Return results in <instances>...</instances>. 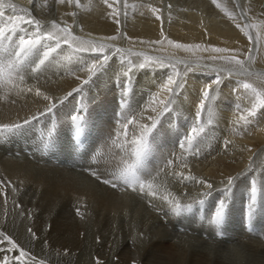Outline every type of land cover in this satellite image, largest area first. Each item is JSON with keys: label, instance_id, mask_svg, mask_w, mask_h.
<instances>
[{"label": "bare ground", "instance_id": "bare-ground-1", "mask_svg": "<svg viewBox=\"0 0 264 264\" xmlns=\"http://www.w3.org/2000/svg\"><path fill=\"white\" fill-rule=\"evenodd\" d=\"M16 2L5 3L12 7L6 14L3 12L0 26L10 28V17L24 15L23 21H38L43 26L42 32L45 35L52 32L55 39H42L39 48L21 62L14 55L19 37L26 35L27 38L35 29L33 25L15 19L16 31L6 32L11 40H4L0 49V126L21 127L0 135V140L25 131L47 137L57 131H69L74 124L80 127L86 123L101 124V129L97 128L94 134V147L99 149L97 165L87 170L118 173L135 160V142L140 140L144 127H151L155 120L157 128L145 137V141L146 147H154L158 155L149 166V178L143 179V186L158 171L162 174L164 198L170 200L168 202L187 203L183 210L189 206L198 207L199 200H207V206H216L226 197L227 215L237 217L234 219H238V223L241 222L238 214L241 210L257 221L264 217V116L256 119L250 112L227 106L228 96L233 95L238 101L246 98L251 110L256 97L250 89L243 88V83H249L261 92H264V85L252 83L248 77L245 80V75L236 71L229 73L218 64L216 66V63H222L221 59H212L234 55L243 60L248 72L255 67V77L263 74L264 63L251 64L250 61L255 55L256 39L260 41L264 36L261 25L254 34L246 31L249 34L246 38L240 35L242 28L233 27L234 23L246 26L240 19L212 23L188 13V27L193 25L196 29L187 30L189 32L185 34L183 30H174L175 36L165 38L159 21L155 20L148 25L139 21V27L129 23L125 35L118 37L116 22L109 25L107 21L95 22L84 16L82 28H74L71 18H52V10L49 5H44L45 2ZM3 3L4 0H0V5ZM254 17L252 14L250 19L256 20ZM53 22L56 28L52 27ZM64 27L76 37L75 41L63 42L65 34L60 29ZM203 33L210 36V40L205 39ZM57 40L61 43L60 48L40 64L43 52L54 47ZM145 41L155 46L148 53L151 58L161 55L156 58L157 62L143 56L147 53ZM201 41L207 43L202 45ZM177 44L191 47L177 48ZM100 45L105 46L104 55L109 56L103 67H100L102 57L98 59L90 51H75L77 46L89 49L96 46L98 49ZM214 48L228 51L214 52ZM132 51L136 54H128ZM114 53L121 54L122 58L112 57ZM189 54L208 57L206 59L215 62L214 67L202 69L207 74L211 71L221 74L217 75L221 83L228 80L227 84H233L228 89L226 84L213 83L217 76L205 74L207 78L202 81L192 84L189 79L191 83H183L181 76L186 65L194 63L188 60L191 59ZM259 54L255 57L258 61ZM164 56V61L171 65L160 63ZM28 59H33L30 68L34 71L24 66ZM93 63H97V68L90 71ZM141 63L145 64L143 69L138 67ZM160 64H166L167 72L157 68ZM130 65L134 69L130 76H125ZM173 65L182 66L180 73L173 71ZM169 76L176 81L169 86L174 89L171 92L165 88ZM229 77L241 80L231 82ZM258 78L255 79L258 81ZM205 90L210 94L207 98L203 96ZM201 102L202 109L199 107ZM116 106L117 120L108 115ZM73 116L78 117L75 122ZM193 128L197 131L192 132ZM188 135L193 136L191 143L187 140ZM167 146L171 149L169 154L173 155H169L171 159L177 158L178 162L183 158L191 159L174 169L179 173L177 176H171V164L164 166L165 162L162 163L163 157H167ZM0 151V264H264L262 222L259 234L249 237L234 221L226 231L225 242H218L213 240L212 230L194 225L193 221L191 226H185V221L178 224L168 214L163 200L143 199L148 205L144 203L143 208L140 207L142 211L144 209V215L138 218L140 211H132L129 207L132 200L129 194L109 192L105 198L98 194L97 189L101 187L95 181L92 184L89 176L47 163L44 167L36 166L22 156L14 158L10 153L4 154L1 147ZM230 178L233 183L228 192H224ZM84 184L86 189H83ZM206 184L213 186L208 196L204 195L209 191ZM252 186L257 189L255 203L251 199ZM138 187L141 185L134 186ZM208 212L213 213L215 209ZM120 219L124 223L119 224ZM229 239H234L235 243L228 244ZM21 251L27 255L20 257Z\"/></svg>", "mask_w": 264, "mask_h": 264}, {"label": "rangeland", "instance_id": "rangeland-1", "mask_svg": "<svg viewBox=\"0 0 264 264\" xmlns=\"http://www.w3.org/2000/svg\"><path fill=\"white\" fill-rule=\"evenodd\" d=\"M1 1L3 2V0H1ZM7 1L16 2L17 0H6V1L4 0V3L2 5H0V9L4 8L1 11L4 12L5 14L8 12L7 9L10 8L9 6H7L5 4ZM40 1L42 3L45 2L44 5L47 4L50 6L49 10H52V15H53L52 18H54V19H57V17L58 18L63 17L65 19L71 18L72 23L74 24V28H82V19L84 16L92 19L95 22L96 21H99V22H104V21L106 22L107 21L109 25H112L116 22V25L118 26V32H117L118 37L125 35L126 30L128 29L129 23H131L134 27H139V26H141V24H138L139 21H141L142 24L148 25L150 22H155V20L159 21L160 28L162 29V32H163V37L166 36V37L172 38V36H175L174 32H173L174 30H183L182 33L185 34L187 30L196 29V27L193 25L188 27V25H189V20L187 19L188 13H194V16L197 14V16L199 15L198 18H200L204 21H206V20L209 22L212 21V23L215 20H216V23H218V22H228L229 23V21L233 22V20L235 21L237 19H240V20H242L243 24H245L246 26L245 27H243L241 25L238 26L237 23H234L233 27L235 26L238 28H242L243 30H239V32H240V35L243 37L247 36L244 34V33H248L246 31H249L251 34H254V30L257 29V27L259 28L260 25H261L260 27H263V33H264V0H215V2H214V0H40ZM153 6H155L156 8ZM5 8H6V10H5ZM152 8L155 9L154 12H153ZM59 10H62V12L60 13ZM252 14H253V16H255L254 18H256V20L250 19ZM20 17H24V15H21ZM26 21L27 20H24V23H27ZM10 24H12V22ZM17 24L20 26V22H18ZM252 25H254V27H252ZM23 27L25 28L26 26H23ZM23 27H21V28L23 29ZM191 27H193V28H191ZM187 32H189V31H187ZM192 32L198 33L197 31L196 32L192 31ZM203 34L206 36L205 33H203ZM248 36H249V34H248ZM205 39L210 40V36H206ZM201 42H203L202 45L207 43V41H201ZM260 43L262 44V46L259 45ZM69 44H70V46H73L72 42H70ZM144 44H145L144 46L146 47L145 50H147V53L144 54L143 56L144 57H150L151 54L148 55V53H149V51L151 52L153 50L152 47L154 48L155 46L153 44H150L147 41H145ZM254 44L257 46L255 48V53H254L255 55L250 60L251 64L252 63L254 64L256 61L258 63L261 62L260 64H262V63H264V36H263V38H261L260 41L257 38L256 43H254ZM186 45L189 48L191 47L189 44H186ZM97 51H99V48L97 49ZM132 52H129L128 54H130V55L136 54L135 51H132ZM104 53H105V51H104ZM242 53H240V55ZM258 53H260L259 54L260 61H258L255 58ZM115 56L120 57L121 54H116V53L112 54V57H115ZM153 56L154 55H152V58L151 57L150 58L153 61H156V58L160 57L161 55H158L157 57L156 56L153 57ZM189 56H190L189 58H191V59H188V60H193L194 63L191 62V64L186 65V68L184 69V73L181 76V80L183 81V83L190 82L191 80H192L191 81L192 84L198 82V80L202 81L203 78H205V77L207 78V76H204V74L208 75V76L221 75L218 72H214V71H211L207 74L206 70L202 69V68L206 69L207 67L212 69L214 67L213 65L215 64V62H212V61L206 59L208 57H205L203 55H196V54H192V55L189 54ZM227 56H234V55H227ZM121 58H122V56H121ZM236 58L239 59V57H237V56H236ZM261 58H262L263 62L261 61ZM165 59H166V57L164 56L162 59L163 61L161 60L160 63L165 62L168 65H171L170 63L164 61ZM115 60H118V58H116ZM158 60H160V59H158ZM221 61H222V63H216V66L218 64V66H221L222 68L227 69V70L228 69H235V66L233 67L227 61L222 60V59H221ZM207 62H209V63H207ZM132 65H133V63H132ZM165 65L166 64H160L161 67L158 65L157 68L159 70H161L162 72L163 71L167 72L166 71L167 68H165ZM173 66L174 67H172V68L180 73V71L182 70V66L181 65H173ZM166 67H168V66H166ZM190 67H193V68H190ZM149 68H151V67H149ZM157 68H155V69H157ZM251 69H250L251 71L249 70V73H251V74H246L244 76L245 78H243V79L247 80V77H248L249 81H251L252 83H254V81H255V83L264 85V73L259 74L260 76L255 77L256 72L253 70V69H255V67H253ZM225 75L227 76V74H225ZM183 78H185V79H183ZM192 78L194 79V81ZM210 78H212V77H210ZM250 78H252V80H250ZM255 78H258V81ZM189 79H191V80L189 81ZM229 79H231V80H229L231 82H236L235 80H241L240 78H237V77H235V78L229 77ZM227 81H225L224 83H220L218 85L221 86L222 84H226L227 85L226 87H228V89H229V87L233 83L227 84ZM137 86L138 85H136L135 87H137ZM145 96L146 95H144V97ZM209 96H210V94H209ZM228 97H229V100L227 98V100H228L227 106L229 108H235L236 111L243 110V111H245V113L250 112V106H248L250 104L246 98H240V100H239L240 102H239L237 100L238 98H235L233 95L228 96ZM231 97H232V99H231ZM242 100H244V101H242ZM234 101H235V103H234ZM137 102H139L138 104L140 105L141 101L138 100ZM246 102H248V103H246ZM234 105H236V106H234ZM246 108L247 109L249 108V110H247ZM262 112H264V109L257 111L256 119H260L261 117L264 116L261 114ZM74 125L75 126L72 129L77 128V125L76 124H74ZM72 129H70V130H72ZM167 150H169V151H167ZM170 150H171L170 147L167 146V148L165 149V156H167L168 158L163 157L162 163L165 162L164 166H168L171 164V168H170V170H172L171 176H175V175L177 176V174H179V173H177L176 170H174V169L178 168L180 166V164L183 165V163L191 162V159L185 158V160H184V158H183L182 162H178V161H176L177 158H175V160L170 158L169 155L173 156L171 153L169 154ZM3 153L5 154L6 152H3ZM189 158L194 159L193 157H189ZM199 158H201V157H199ZM195 159L197 160V157H195ZM172 160H174L173 164L171 162ZM166 162H167V164H166ZM35 165L44 167L47 164L43 163V164H35ZM60 168H63V167H60ZM52 170H54V169H51V171ZM47 171L51 172L50 170H47ZM113 174L114 173H112V172L109 173V172L101 171V173L100 172H90L88 175H84V176H86V177L89 176L92 179L91 180L92 182L90 181L92 184L96 182L97 185H99V187H101V188L97 189V192H98V194H101V196L105 195L104 196L105 198L107 196H109V192H122V193H126V194L131 195L132 200L130 201V199H129V201H130L129 207L132 211H134L136 209H138L140 211V215L137 216L138 218H142V215H144V209L142 211V209L140 208V207L143 208V204L145 203L143 199H150L152 201L163 200L167 206L168 214L174 219H175V214H176L175 206L177 204H179L180 205V211H181L186 207V205H188L187 203L168 202L170 200H166L164 198L165 193H164L163 187H161L162 186V184H161L162 174L158 173V171L156 172V175L153 177V179L148 184L144 185L142 188L141 187H138V188L132 187L130 189H120L118 186L113 187L112 183L116 184L115 180L113 179V177H114ZM104 180H110L112 183L105 184L103 182ZM83 189H86L85 184L83 185ZM203 201H204V203L203 204L199 203L198 207L206 206V207H208L207 208L208 211L215 209V205H208L207 206L205 204V201H207V200H203ZM146 203L144 205H148V203L147 204ZM145 214H146V212H145ZM211 214H214V212L209 213V216ZM226 215H227V211H226ZM184 221H186V220H184ZM190 222H192V220H190ZM118 223L119 224L124 223V220L120 219V220H118ZM210 234L212 235L213 231L212 232L210 231ZM205 240H207V239H205ZM216 241L221 242L222 240H216ZM210 242L216 243L213 241H210Z\"/></svg>", "mask_w": 264, "mask_h": 264}, {"label": "snow or ice", "instance_id": "snow-or-ice-1", "mask_svg": "<svg viewBox=\"0 0 264 264\" xmlns=\"http://www.w3.org/2000/svg\"><path fill=\"white\" fill-rule=\"evenodd\" d=\"M215 2V0H214ZM10 7H12L10 5ZM23 11V10H22ZM153 11H155V9H153ZM3 17V12L0 11V18ZM15 19L20 20L21 22L23 21V17H17V18H9V22H12L11 27H7L5 26H0V49L3 48V41L4 40H11V36L6 35V32H12L14 33L16 31V24L13 22ZM28 24L33 25L35 31L26 38V35H21L19 37V42L18 45L16 46V50L14 51V55L17 58L18 61H23L24 59L28 58L30 55H32L41 45L42 39L46 38V39H55V36L53 35L52 32H48L46 35L42 32V25L39 24L38 21H33L32 19H28L26 21ZM53 28H56L57 25L55 24V22H53L52 24ZM252 27H254V25H252ZM61 32H63L65 34V39H64V43L67 44L69 42V39L75 41L76 37L72 36V33L69 31L68 28L64 27L60 29ZM245 35H248V33H245ZM169 43H172L171 41H169ZM61 46V43L59 40L56 41V44L54 47H48L46 51L43 52L42 54V59H40L39 63L43 64L51 55V53H53L54 51H56V49H59ZM177 48H186L187 46L185 45H181V44H177L175 45ZM104 45H100L99 46V51H97V47L93 46L90 49L89 48H84V47H80L77 46L75 51L78 52H91L93 54H96L98 59L100 57H102V63H100V67H103L104 64H106L109 60V56L108 55H104ZM117 51L119 52L120 50L117 49ZM212 51L214 52H227V49H221V48H214L212 49ZM146 60H150V57H146ZM213 60L215 59H222L227 61L230 64H233L235 66H238L235 69H228L229 73H232L233 71H236L237 74H241V75H246V74H251L248 72L247 69L244 68V62L237 59L236 56H223V57H212ZM251 59V58H250ZM139 68L143 69L145 67V64L141 63L139 66ZM97 68V63H93L92 68L90 69V71H95ZM134 66L130 65L129 66V70L128 72L125 73V76H130L131 72L133 71ZM173 71H175V69H173ZM88 81H85V83H87ZM214 84H219L221 83V79L219 76H217L215 78V80L213 81ZM176 84V81L169 76L168 77V83L167 85H165V88L168 91H174L173 88L169 87L170 85H174ZM177 87L179 86L178 84L176 85ZM243 88L248 90L250 89L255 97L256 100L252 105V108L250 110V115L255 117L257 114L258 110L264 109V92L261 91H257L255 88H253V86L249 83H243ZM211 87V86H209ZM39 95V93H37ZM69 95H72L71 93H69ZM209 95V91L205 90L203 92V96L205 98H207ZM45 99H48V97H44ZM203 102H201V104L199 105V107L202 109L203 108ZM52 107L54 108L55 105H52ZM51 110V109H50ZM164 111H167V106L165 105ZM262 115H264V112L261 113ZM197 118H199V113H197ZM78 119V117L73 116L72 120L75 122ZM25 123H28V121H25ZM129 123H131V121H129ZM19 127H21L20 125H14V126H10V125H3L0 126V135H3L6 132H12L16 129H18ZM126 127V126H125ZM157 128V123L155 120H153L151 127H144L143 129V135L141 136L139 141H136L135 143L137 144V147L135 149V159H136V163L131 165L128 169L129 173L132 174L133 178H137L136 177V172L135 169L137 168V166L140 164L141 162V157L143 155V152L146 148V141H145V137H147L149 134H151L155 129ZM77 129H80V125H77ZM197 129L193 128L192 132H196ZM202 131V129H201ZM187 140L189 143H191V141L193 140V136L192 135H188L187 136ZM184 145L181 144V147H183ZM105 184H109L112 183L110 180H104L103 181ZM127 182V181H126ZM233 183L232 179L230 178L227 182V186L224 189V192H228L229 187L231 186V184ZM113 187H116L117 185L115 183H112ZM143 187V185L141 184V188ZM150 187V186H149ZM207 189H209L208 192L204 193V195L208 196L211 195V190L213 188V186L211 184H206ZM256 192L257 189L255 186H252L251 188V199L253 201V203H255L256 200ZM200 204H203L204 201L200 200L199 201ZM191 206H189V210H190ZM175 211L176 214H180V205L177 204L175 206ZM227 211V198L225 197L224 199H220L218 201V203L215 206V212H214V216L212 217L211 222L213 224H215L217 227H219L224 219V216L226 214ZM29 231H31V229H29ZM13 248L16 247L15 244L12 245ZM25 255H27V253H25L24 251L20 252V257H24ZM2 258V257H0Z\"/></svg>", "mask_w": 264, "mask_h": 264}]
</instances>
